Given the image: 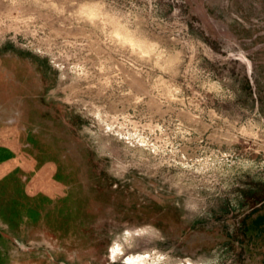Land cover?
Listing matches in <instances>:
<instances>
[{
	"label": "rangeland",
	"instance_id": "rangeland-1",
	"mask_svg": "<svg viewBox=\"0 0 264 264\" xmlns=\"http://www.w3.org/2000/svg\"><path fill=\"white\" fill-rule=\"evenodd\" d=\"M0 264H264V0H0Z\"/></svg>",
	"mask_w": 264,
	"mask_h": 264
}]
</instances>
